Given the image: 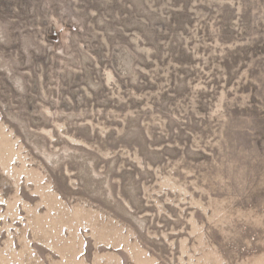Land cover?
<instances>
[{"label": "rangeland", "instance_id": "rangeland-1", "mask_svg": "<svg viewBox=\"0 0 264 264\" xmlns=\"http://www.w3.org/2000/svg\"><path fill=\"white\" fill-rule=\"evenodd\" d=\"M0 264H264V0H0Z\"/></svg>", "mask_w": 264, "mask_h": 264}]
</instances>
